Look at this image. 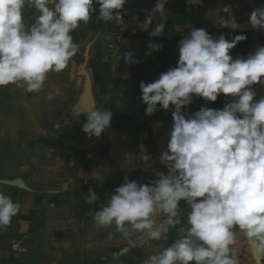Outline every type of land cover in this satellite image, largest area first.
Instances as JSON below:
<instances>
[{
	"label": "clouds",
	"instance_id": "obj_1",
	"mask_svg": "<svg viewBox=\"0 0 264 264\" xmlns=\"http://www.w3.org/2000/svg\"><path fill=\"white\" fill-rule=\"evenodd\" d=\"M186 2L197 5L202 0ZM126 3L0 0V87L43 91L49 73L65 70L79 51L72 32L81 22L89 23L97 7V19L119 22ZM166 4L167 0H156L151 11L160 17L152 36L165 29ZM26 6L38 13L30 25L25 23ZM249 22L253 29H264V5L252 10ZM246 39V34L229 40L225 34L213 37L205 28H192L178 41L175 66L152 82L140 81L145 115L156 113L158 105L173 109L167 148L159 157L167 173L157 171L147 183L125 176L107 203L92 214L97 229L114 226L125 244L112 254L114 260L150 241L166 240L172 230L176 232L172 242L142 264H240L237 232L255 244L257 256L264 257V95L257 98L254 87L264 85V46L233 58L231 50ZM162 47L149 42L153 51ZM121 58L129 65L140 62L130 51ZM221 94L235 99L220 109L206 103L195 112L183 110L194 96L215 102ZM58 95L57 88L45 98L52 101ZM81 113L86 116L82 131L90 138L99 137L111 125V110L76 109L73 119L78 121ZM68 123L65 120L64 126ZM144 158L149 160L148 155ZM98 199L99 194L89 188L85 203ZM181 201L187 212L182 213ZM20 210L19 202L0 191V230L10 226ZM107 238L111 240L113 233Z\"/></svg>",
	"mask_w": 264,
	"mask_h": 264
},
{
	"label": "crops",
	"instance_id": "obj_2",
	"mask_svg": "<svg viewBox=\"0 0 264 264\" xmlns=\"http://www.w3.org/2000/svg\"><path fill=\"white\" fill-rule=\"evenodd\" d=\"M155 3L127 0L124 7H154ZM260 5L264 0H202L197 5L167 0L163 47L140 59L142 45L137 39L126 38L119 48L107 47L108 22L96 18L97 7L89 23L81 22L72 32L79 51L65 70L49 73L43 91L25 93L23 86L0 87V191L21 204L11 225L0 230V264H142L168 246L175 230L166 240L150 241L114 260L112 254L125 244L114 226L97 229L93 221L92 214L107 203L125 176L147 183L156 178L157 171L167 173L159 157L167 148L173 109L166 111L158 105L156 113L145 115L139 83L152 82L175 66L178 41L192 28H205L213 37L225 34L229 40L246 34L247 39L231 50L233 58L246 57L257 46H264V29H253L249 22L250 13ZM36 15L34 8L26 6L25 23H33ZM227 21H236V25ZM129 51L139 63L119 61ZM254 87L257 98L264 95V85ZM57 88L60 95L48 101L46 93ZM234 99L221 94L217 101L206 102L194 96L183 110L195 112L206 103L220 109ZM92 106L113 111V117L109 128L90 138L82 131L86 116L81 113L77 121L73 111ZM65 120L69 121L66 126ZM89 188L100 196L93 204L85 203ZM180 207L182 213L189 210L183 201ZM109 232L113 233L111 240ZM237 237L240 264H264L255 244L243 233L237 232Z\"/></svg>",
	"mask_w": 264,
	"mask_h": 264
},
{
	"label": "built area",
	"instance_id": "obj_3",
	"mask_svg": "<svg viewBox=\"0 0 264 264\" xmlns=\"http://www.w3.org/2000/svg\"><path fill=\"white\" fill-rule=\"evenodd\" d=\"M152 9V6L130 5L120 10L119 22L108 21V30L104 38L107 47L119 48L124 39L134 38L142 45V52L137 55L138 59L155 54L157 51L149 48V42L160 44L164 31L159 36L150 35L156 26L155 15L151 14Z\"/></svg>",
	"mask_w": 264,
	"mask_h": 264
}]
</instances>
